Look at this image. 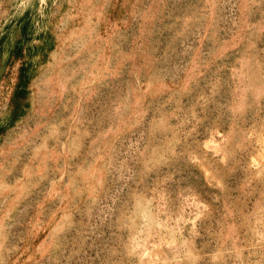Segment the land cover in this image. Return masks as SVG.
I'll use <instances>...</instances> for the list:
<instances>
[{"label":"rangeland","instance_id":"374dc122","mask_svg":"<svg viewBox=\"0 0 264 264\" xmlns=\"http://www.w3.org/2000/svg\"><path fill=\"white\" fill-rule=\"evenodd\" d=\"M0 264H264V0H0Z\"/></svg>","mask_w":264,"mask_h":264}]
</instances>
